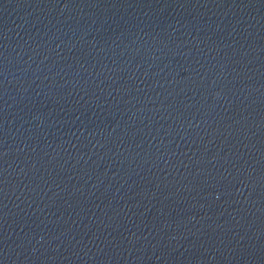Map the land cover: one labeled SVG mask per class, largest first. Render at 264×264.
Segmentation results:
<instances>
[{
  "label": "water",
  "instance_id": "1",
  "mask_svg": "<svg viewBox=\"0 0 264 264\" xmlns=\"http://www.w3.org/2000/svg\"><path fill=\"white\" fill-rule=\"evenodd\" d=\"M0 264H264V0H0Z\"/></svg>",
  "mask_w": 264,
  "mask_h": 264
}]
</instances>
